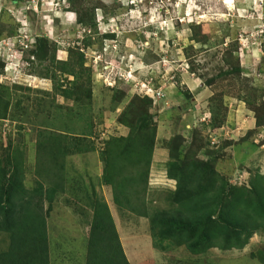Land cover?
Masks as SVG:
<instances>
[{
  "label": "rangeland",
  "instance_id": "1",
  "mask_svg": "<svg viewBox=\"0 0 264 264\" xmlns=\"http://www.w3.org/2000/svg\"><path fill=\"white\" fill-rule=\"evenodd\" d=\"M40 39L44 63L31 54ZM61 68L77 74L74 84ZM150 82L162 96L140 102L143 110L129 107L150 99L142 87ZM146 110L154 147L146 192L131 212L114 204L101 157ZM0 114V162L21 154L26 190L41 145L67 154L64 193L46 220L51 264H85L96 199L107 205L129 264H264V228L242 250L192 255L154 238L150 226L174 208L166 168L176 136L185 138L182 157L214 160L230 186L264 175V127L255 126V116L264 124V0H0ZM67 146L88 149L70 154ZM8 246L0 233V254Z\"/></svg>",
  "mask_w": 264,
  "mask_h": 264
},
{
  "label": "trees",
  "instance_id": "2",
  "mask_svg": "<svg viewBox=\"0 0 264 264\" xmlns=\"http://www.w3.org/2000/svg\"><path fill=\"white\" fill-rule=\"evenodd\" d=\"M46 42L36 40L31 54L37 63L47 60ZM61 70L63 75L73 78L72 84L76 82L74 71ZM87 98L90 99V92ZM143 100L152 105L150 99L133 98L129 107L137 106L138 102L143 104ZM141 103L139 107L143 110ZM148 112L138 116L136 130L128 137L107 142L101 157L102 180L111 188L114 204L131 212L136 211L133 199L146 192L154 147L152 136L147 137L152 120ZM4 118L0 114V120ZM255 121L256 127H264L262 118L255 116ZM184 139L183 136L174 138L169 154L172 161L166 168L167 178L175 182L171 199L174 208L150 219L152 236L177 247L184 246L192 255L211 249L242 250L264 228V175L256 174L248 187L230 186L215 170L214 160L202 162L196 157H182V151L187 150L183 147ZM87 147L67 146L66 149L70 154H78ZM40 148L35 183L30 190L23 186L21 154L14 152L4 165L0 162V233L9 239L8 250L0 254V264H51L46 220L56 196L64 193L67 154L58 144ZM188 149L193 151V146ZM91 208L85 264H129L107 205L96 199Z\"/></svg>",
  "mask_w": 264,
  "mask_h": 264
},
{
  "label": "built area",
  "instance_id": "3",
  "mask_svg": "<svg viewBox=\"0 0 264 264\" xmlns=\"http://www.w3.org/2000/svg\"><path fill=\"white\" fill-rule=\"evenodd\" d=\"M152 85V82L148 83V85L146 86H142L144 90H146L147 93H151V96L145 95L150 98V100L152 101V103H155L162 95L160 91L157 92H152V90L149 89V86Z\"/></svg>",
  "mask_w": 264,
  "mask_h": 264
},
{
  "label": "crops",
  "instance_id": "4",
  "mask_svg": "<svg viewBox=\"0 0 264 264\" xmlns=\"http://www.w3.org/2000/svg\"><path fill=\"white\" fill-rule=\"evenodd\" d=\"M239 108V107H238ZM236 112V111H235ZM235 112H234V110H229V112H228V117H232L234 114H235ZM239 112V111H238ZM248 121V120H247ZM229 125H231V123L229 122V121H227L226 122V124H225V126L224 127H222L220 130H225V127H226V129H229ZM248 126L249 127H251L252 128V126H253V121H248ZM233 130V129H232ZM226 132L228 131V130H225ZM229 132H231L230 130H229ZM232 133V132H231ZM227 135V134H226Z\"/></svg>",
  "mask_w": 264,
  "mask_h": 264
}]
</instances>
